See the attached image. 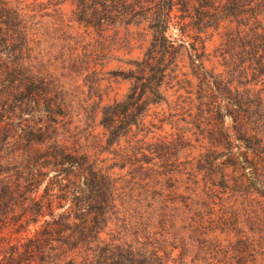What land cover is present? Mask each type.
Masks as SVG:
<instances>
[{
    "label": "trees",
    "instance_id": "1",
    "mask_svg": "<svg viewBox=\"0 0 264 264\" xmlns=\"http://www.w3.org/2000/svg\"><path fill=\"white\" fill-rule=\"evenodd\" d=\"M71 1L75 19L93 27L102 44L131 52L133 40H141L137 47L142 53L122 60L127 68L120 74L129 81L127 91L122 98L101 106L106 142L120 144L133 126L146 127L144 118L150 105L167 99L164 85L175 80L179 88L195 86L190 91L195 94L190 105L196 107V119L214 121V129L207 128L208 139L218 149L208 151L197 164L208 171L217 168L219 180L211 177L213 173L208 180L221 191L244 195L242 202L236 200L228 206L229 211L216 214L219 225L214 229V207L199 195L197 187L190 195L180 192L175 182L163 181H176L175 173L192 175L195 170L192 162L178 170V151L172 150L170 140H126L120 156L132 166L131 179L112 176L86 152L62 140L55 114L69 112L61 93L63 84H55L53 72L42 67L43 55L34 53L37 41L30 35L20 7L0 0V85L8 89L7 101L12 103L7 112L21 120L18 125L31 134V140L41 143L47 138L43 156L55 171L46 186L52 194L46 200L47 211L41 200L36 209V220L46 214L51 220L44 219V225L22 241L3 243L0 235V249L8 264H23L18 258L24 245L26 259L39 257L44 264L60 242L71 246L72 262L78 264H189L181 252L172 256L177 247L172 241L181 247H207L210 257L204 264H264V0ZM176 16L181 37L169 33ZM208 27L220 35L216 51L228 56V76L210 71L203 61L204 50L185 38L184 32L192 28L196 41L200 38L197 33ZM202 46L205 49L204 42ZM184 51L189 60L186 71L179 68ZM44 101L48 104L43 105ZM24 112L48 117L53 123L31 124L33 118H23ZM41 166L45 165L36 154L29 159L25 183L39 184L45 174ZM184 188L189 190L187 185ZM54 197L67 200L65 211H55ZM109 222L117 236L103 235ZM220 225L237 230V235L225 244L219 238L223 230L219 231L215 247L220 257L214 263V231ZM130 235L133 239L127 238ZM77 256L81 258L77 260ZM200 260L191 264H203Z\"/></svg>",
    "mask_w": 264,
    "mask_h": 264
},
{
    "label": "rangeland",
    "instance_id": "2",
    "mask_svg": "<svg viewBox=\"0 0 264 264\" xmlns=\"http://www.w3.org/2000/svg\"><path fill=\"white\" fill-rule=\"evenodd\" d=\"M7 4L20 7L29 33L37 41L33 44L35 45L34 53L40 52L43 55L42 67L44 69L49 67V71L53 72V76L56 78L55 84H63L61 93L66 96L69 112L65 115L55 114L60 123L57 132L61 134L59 137L62 140L70 146L75 145L79 151L86 152L90 160L112 176L126 179L132 178L130 174L132 166L120 156L122 146L127 144L126 140L133 139L132 141H135L138 138H140L139 142L141 140L148 142L170 140L169 145L173 147L172 150L178 151L177 156L180 160L178 170H182L181 168L187 163L189 166L190 162L193 163L195 170L192 175L184 172L175 173L176 181L167 179H163V181L175 182L180 192L190 195H193L192 190L197 187L196 191H199V195L208 198L214 207V229L219 225L215 222L218 215L223 211H229L231 208L228 206L232 202L236 200L242 202L241 195L243 196V193L228 189L223 192L222 188L209 182L208 177L212 175L211 173L214 175L211 176L212 178L217 177V181L219 180L217 168L214 167L208 171L203 168V164H201L202 166L197 164V159H200L201 156L209 153L208 151L216 152L218 149L208 139L210 131L207 128L214 129V121L196 119L194 115L196 107L190 105L195 100V94L192 92L190 95V91H195V86L193 89L189 86L179 88L178 84H174L176 81L171 79L172 81L170 80L171 82L167 86L164 85L167 99L151 104L146 111L144 118L146 127L139 126L138 129L133 126L132 131L125 138H121L120 144L106 142L105 129L100 123L101 106L112 101L113 98H122L127 91L129 81L122 78L120 74L121 70L127 68L126 63L122 60L142 53V50L137 47V43L141 40L136 42L133 40L135 47L131 52L108 42L102 44V39L93 27L75 19L72 13L74 5L71 0H9ZM262 17L264 22V16ZM177 20L178 16L173 18L169 33L175 37H181L182 32ZM184 33L188 41L196 42L200 46L199 50H204L203 61L210 71L223 72L228 76L226 72L229 69V66H226L228 56L223 57L219 51H216L220 35L214 27H208L201 33H197L200 38H197L196 41L192 35L194 33L192 28L187 29ZM203 42L205 49L203 46L201 47ZM188 63V56L184 51L179 68L181 67L183 71L189 70ZM176 71L178 72L180 69ZM7 93L8 89L0 85V235L5 239L3 243L8 240H25L27 236H33L35 229L44 225L42 223L44 219L51 220L48 214L36 220L38 217L36 209L39 200L44 203L45 208L47 198L52 196L48 193L51 191H47L46 186L55 173L51 164H47L49 159L43 156L48 143L46 142L47 138L41 143L31 140V134L19 127L18 124L21 123V120L14 117L12 112H7L12 107L10 99L7 101ZM29 104L32 105L31 101ZM42 104L47 105L48 103L44 101ZM27 109L25 111H29ZM22 117L28 120L33 118L31 124L36 121L43 125L53 123L49 121L48 117H41L37 114L35 117H31L24 112ZM146 152L148 151L146 150ZM35 154L38 156L39 162L45 165L40 167L45 174L40 176L39 184L30 185L25 183L23 176L29 171L26 167L29 159ZM143 165L151 166V163L144 162ZM228 169L229 173H233L232 169ZM138 171L137 173L142 172V170ZM146 173L148 172L146 171ZM206 180H208L207 183H205ZM207 184L211 187L209 188ZM185 185L189 187V190H184ZM57 191L56 187L55 192ZM34 198L37 201H34ZM53 199L56 212L66 210L67 200L55 197ZM45 210L47 211V208ZM104 230L106 232H103V235L107 238L112 237L111 235L117 236L112 222H109ZM220 230L223 231L219 233ZM236 231L230 226L222 229L221 225L214 231V263L220 257L217 256L215 247L217 234L219 233L222 243L226 244L228 238H236ZM127 238L133 239V236L130 235ZM3 239L1 238V240ZM172 243L177 245L172 256H177L181 252L180 254L186 255L189 264L195 259H201L200 261L204 264L210 257V254L205 252L207 247L201 249L190 245L181 247L180 243L177 244L173 241ZM60 245V248L51 251L52 254L44 264H78L77 261L72 262L71 246L65 242H60ZM24 246L21 247L22 257L18 258V261L21 259L25 264L30 260L32 264H41L39 257L32 260L25 258ZM169 247L171 248V245ZM3 253L0 249V264H8ZM160 253H162L161 250ZM80 258L77 256V260Z\"/></svg>",
    "mask_w": 264,
    "mask_h": 264
}]
</instances>
